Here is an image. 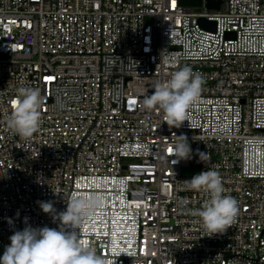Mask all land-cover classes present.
I'll list each match as a JSON object with an SVG mask.
<instances>
[{"label": "built area", "instance_id": "1", "mask_svg": "<svg viewBox=\"0 0 264 264\" xmlns=\"http://www.w3.org/2000/svg\"><path fill=\"white\" fill-rule=\"evenodd\" d=\"M185 66L201 94L170 127L144 100ZM22 86L43 101L28 140L7 126ZM181 135L193 154L175 162ZM208 170L240 209L213 237L184 182ZM73 194L98 198L82 239L108 264H264V0H0L4 246L30 214L59 230L40 202L58 214Z\"/></svg>", "mask_w": 264, "mask_h": 264}, {"label": "clouds", "instance_id": "2", "mask_svg": "<svg viewBox=\"0 0 264 264\" xmlns=\"http://www.w3.org/2000/svg\"><path fill=\"white\" fill-rule=\"evenodd\" d=\"M201 89V78L185 66L174 71L166 83L157 84L144 104L158 107L163 113L164 122L170 127L180 128L186 121L187 110L197 102ZM17 93L7 126L21 139L28 140L40 127L43 101L38 88L22 86ZM178 137L180 142L173 146L171 155L177 158L175 162L187 161L192 158L193 150L186 136ZM197 154L201 162H205L206 154L198 150ZM184 182L190 190L203 191L209 196L194 213L200 218L206 236L224 234L240 209L238 201L225 194L219 173L214 170L202 171ZM98 203V198L89 200L73 194L67 202L66 211L57 214L53 203L40 202L42 211L52 214L54 222H60L59 230L28 225L22 231H15L10 237V245L6 246L0 257V264H108L102 254L97 255L95 249L85 246L82 239V221ZM9 223H12L11 219ZM75 229H80V233Z\"/></svg>", "mask_w": 264, "mask_h": 264}, {"label": "water", "instance_id": "3", "mask_svg": "<svg viewBox=\"0 0 264 264\" xmlns=\"http://www.w3.org/2000/svg\"><path fill=\"white\" fill-rule=\"evenodd\" d=\"M180 3L183 4H191V5H197L200 4L201 0H179ZM207 5L208 6H214V7H218L219 5V0H207ZM199 21L201 24H205L206 23V19L204 17H199ZM213 23L214 25V21H210ZM191 167H184V170H191ZM67 208H65L66 211ZM20 210H24V209H20ZM31 211V210H30ZM30 226H31V214H30ZM58 230V229H57ZM19 231H20V218H19ZM6 247L4 246V244L2 243V241L0 240V257L3 256L4 252H5ZM118 258L117 257V264H118Z\"/></svg>", "mask_w": 264, "mask_h": 264}, {"label": "snow or ice", "instance_id": "4", "mask_svg": "<svg viewBox=\"0 0 264 264\" xmlns=\"http://www.w3.org/2000/svg\"><path fill=\"white\" fill-rule=\"evenodd\" d=\"M169 151H171V149H169Z\"/></svg>", "mask_w": 264, "mask_h": 264}]
</instances>
